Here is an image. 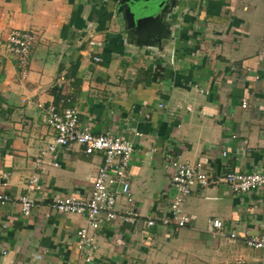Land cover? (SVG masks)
<instances>
[{"label": "crops", "instance_id": "crops-1", "mask_svg": "<svg viewBox=\"0 0 264 264\" xmlns=\"http://www.w3.org/2000/svg\"><path fill=\"white\" fill-rule=\"evenodd\" d=\"M119 1L0 0V195L27 194L53 140L46 108L72 107L93 134L135 145L129 180L139 215L104 224L94 261L83 260L86 216L60 214L54 203L90 197L103 157L72 145L41 174L43 190L28 194L29 216L15 200L0 205V264H264L245 243L264 233V188L197 187L184 204L187 226L160 223L172 217L169 161L213 174L264 171V0H167L142 31L128 27ZM14 30L37 37L26 79L7 49ZM216 218L219 236L208 231Z\"/></svg>", "mask_w": 264, "mask_h": 264}, {"label": "built area", "instance_id": "built-area-1", "mask_svg": "<svg viewBox=\"0 0 264 264\" xmlns=\"http://www.w3.org/2000/svg\"><path fill=\"white\" fill-rule=\"evenodd\" d=\"M36 41V34L31 31L14 30L7 37V49L16 57L22 79H26L29 74V59ZM98 44L94 40L90 42L91 46ZM94 60L99 61V58L95 57ZM243 107H248L246 100ZM46 114L47 124L54 132L53 140L40 152L36 160L37 171L26 182L27 194L21 195L16 200L1 194L0 205H6L15 200L19 203L23 215L29 216L35 203L28 194L43 190L41 174L48 168L59 166L56 158L61 149L77 144L87 155H102L103 163L97 170L91 196L80 198L75 195H66L57 198L54 203V207L60 214L86 216V225L78 231L77 248L83 260L86 263H92L98 248L97 231L104 224L118 219L129 223H136L139 220V215L131 207L133 199L129 180L136 148L130 140L121 136L111 133L93 134L89 127L81 124L79 112L75 108L59 110L52 105L46 108ZM48 157L52 160L48 161ZM169 163L172 171L171 185L174 191L170 209L172 217L162 218L160 221L162 226H173L175 229L187 226L189 218L185 213L184 204L197 187L222 185L233 194H247L264 188V171L213 174L189 162L173 159ZM121 198H125L127 203L119 210ZM146 224L152 228L157 221L151 217ZM223 227L221 219H212L209 221L208 231L214 236H219ZM237 237L236 233L230 235L232 240H236ZM245 243L250 248L261 250L264 256V233L260 236H246Z\"/></svg>", "mask_w": 264, "mask_h": 264}, {"label": "water", "instance_id": "water-1", "mask_svg": "<svg viewBox=\"0 0 264 264\" xmlns=\"http://www.w3.org/2000/svg\"><path fill=\"white\" fill-rule=\"evenodd\" d=\"M167 0H120L118 11L123 14L126 24L137 31L147 29L149 25L159 20ZM150 13V16H141Z\"/></svg>", "mask_w": 264, "mask_h": 264}]
</instances>
